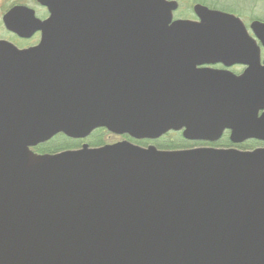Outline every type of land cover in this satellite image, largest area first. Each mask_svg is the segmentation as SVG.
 <instances>
[{
  "label": "water",
  "instance_id": "1",
  "mask_svg": "<svg viewBox=\"0 0 264 264\" xmlns=\"http://www.w3.org/2000/svg\"><path fill=\"white\" fill-rule=\"evenodd\" d=\"M0 40V264H264V148L123 141L39 155L105 129L264 141V23L168 0H35ZM260 44V45H259ZM249 64L239 78L199 65Z\"/></svg>",
  "mask_w": 264,
  "mask_h": 264
},
{
  "label": "rangeland",
  "instance_id": "2",
  "mask_svg": "<svg viewBox=\"0 0 264 264\" xmlns=\"http://www.w3.org/2000/svg\"><path fill=\"white\" fill-rule=\"evenodd\" d=\"M17 0H0V40H7L8 42L14 44L19 49L28 48L35 44H38L40 36L35 35L30 40H22L17 38L11 33H8L3 26L2 23V16L14 5H16ZM181 4V9L175 14V18L178 19H192L194 17L192 8L196 4H205L210 7H214L216 9H220L227 12H233L237 15L243 17L247 24H250L252 21L258 20L264 22V0H177ZM20 5H26L36 11V14L39 18H44L47 16V11L45 8L41 7L36 3L35 0H23ZM126 139L125 137L115 136L106 130H100L94 132L88 138L74 142L71 139H68L64 136H57L54 138L47 150H60V149H72L75 146H82V144L88 145H95L99 142L106 143H115L118 141H123ZM228 136L224 138L227 144ZM223 142H219L218 144L214 145L216 147H223L221 144ZM149 144H153L156 147L158 145L159 148H166L168 145H179V146H186V147H202V146H209L207 144L202 143H187L182 138L181 133H168L167 135L163 136L161 139L148 142L144 144L143 147L148 146ZM158 144V145H157ZM141 146V145H140ZM227 146H231V144H227ZM257 147V144L253 142H247L242 145L235 146V148L239 150H253Z\"/></svg>",
  "mask_w": 264,
  "mask_h": 264
},
{
  "label": "flooded vegetation",
  "instance_id": "3",
  "mask_svg": "<svg viewBox=\"0 0 264 264\" xmlns=\"http://www.w3.org/2000/svg\"><path fill=\"white\" fill-rule=\"evenodd\" d=\"M168 1H176L178 3V5H179L177 11H175L173 13V19H174V21H177V20L199 21L198 17L196 16V14L194 12V7L196 5H202V6L207 7L210 10H216V11H221V12H224V13L232 14L235 17L241 19L243 21L246 29L249 31V33L252 34V32L250 30V25L254 21H252L250 24H247L245 22V20L243 19V17H241L240 15H237V14H235L233 12H227V11H223V10H220V9H216L214 7H210V6H207V5L202 4V3L201 4H196V5L193 6L192 11H193L194 17L192 19H180V18L176 19L175 18V14L181 9V4L177 0H168ZM48 17H49V14L47 13V16L44 17L43 20L46 19V18H48ZM255 21H258V20H255ZM260 22H262V21H260ZM37 35L40 36V34H37ZM36 45L37 44H35L33 46H36ZM33 46H30V47H33ZM30 47H28V48H30ZM259 64L261 65V67H264V48L263 47H261V59L259 60ZM197 68L200 69V70L209 69V70L221 71V72L222 71H227L228 73L232 74L231 75L232 77L239 78V77L243 76L245 74V72L249 69V64H245V63H235V64H232L230 66H225L223 63H216V64H213V65H199ZM263 114H264V109H261L259 111V117H262ZM97 131H100V130H97ZM172 132H174V131H172ZM169 133H171V132H169ZM174 133H181V135H182V131L181 132H174ZM59 136H61V135H59ZM115 136H117V135H115ZM227 136L229 138L228 141H227V144H231V146H227V144H224V142H226L224 140V138L227 137ZM56 137H54V138H56ZM119 137H125L126 139H123V141H128V142H130L132 144H135V145H138V146L141 145L140 147H143L144 144H146L148 142L157 141V140L161 139L163 136L160 137V138H158V139H155V140H151V139H134V138H131L129 135H120ZM182 138L187 143H202V144H207L209 146H202V147H193V148H190V147L179 146V145H168L166 148H159L160 145H158V144H157L158 145L157 147L155 145H153V144H149L148 146L143 147V148L156 147L157 149L167 150V151L190 150V149H195V148H216V149H230V148H233V149H237V148H235V146L242 145V144L247 143V142H253V143L257 144V147L255 149H253V150H256L258 148H264V141L263 140H258V139H250V140L244 141L242 143H234V142H232V140H231V130L225 131V133L223 134V136L221 137V139H219L216 142L190 141V140L185 139L183 137V135H182ZM52 140H50V141H48L46 143H43V144H39L38 146L32 148L31 150L34 153L39 154V155H47V154L52 155V154H57V153H60V152H63V151L79 150V149H81L83 147V145H88V144H82V146H75L72 149H66V148H64V149H60V150H57V151L56 150H47L46 148H48V146L50 145V143H51ZM73 141L74 142H79V141H82V140H73ZM123 141H118V142H115V143H119V142H123ZM219 142H223L221 144L223 147H216V146H214V145L218 144ZM115 143H113V144H115ZM108 144H112V143H106V141L105 142L103 141V142H99L98 144H95L93 146H91V145H88V146L90 148H98V147H102V146H105V145H108ZM237 150H239V149H237ZM253 150H239V151H253Z\"/></svg>",
  "mask_w": 264,
  "mask_h": 264
},
{
  "label": "trees",
  "instance_id": "4",
  "mask_svg": "<svg viewBox=\"0 0 264 264\" xmlns=\"http://www.w3.org/2000/svg\"><path fill=\"white\" fill-rule=\"evenodd\" d=\"M22 1H23V0H17V1H16V5L22 3Z\"/></svg>",
  "mask_w": 264,
  "mask_h": 264
}]
</instances>
